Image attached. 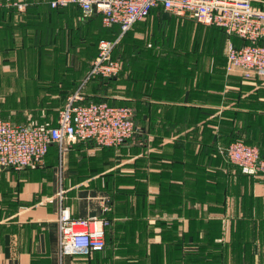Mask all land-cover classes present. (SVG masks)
<instances>
[{"label":"crops","instance_id":"0c3cea01","mask_svg":"<svg viewBox=\"0 0 264 264\" xmlns=\"http://www.w3.org/2000/svg\"><path fill=\"white\" fill-rule=\"evenodd\" d=\"M251 1L264 9V0ZM163 11L153 8L121 41L185 51L123 53L117 76L85 85L63 81L53 44L23 46L34 27L28 17L43 24L55 12L0 5V118L56 124L61 96L78 92L130 105L138 130L116 148L71 142L63 170L54 145L42 165L0 168V264H264V174L243 173L219 152L241 140L264 156V73L227 69L220 29L178 25L195 20ZM52 21L57 28L61 19ZM61 205L74 218L108 219L102 250L60 256Z\"/></svg>","mask_w":264,"mask_h":264},{"label":"built area","instance_id":"2783aa9c","mask_svg":"<svg viewBox=\"0 0 264 264\" xmlns=\"http://www.w3.org/2000/svg\"><path fill=\"white\" fill-rule=\"evenodd\" d=\"M1 4L24 11L27 2L3 0ZM67 4H76L83 19L100 13L103 27L119 26L115 39L99 41L85 81L117 76L121 63L112 53L119 39L157 7L176 17H189L221 28L227 36V69L240 70L245 77L264 73V43L260 42L264 38V9L255 6L251 0H49L52 8ZM231 36L241 39L242 45L235 46ZM81 101L78 92L67 96L55 125L23 124L0 118V168L18 170L42 165L53 145L58 149L61 162L74 141H90L98 148H116L137 132L131 106ZM219 152L243 173L264 174V156L256 146L235 140L220 146ZM64 192L60 189L57 197L62 200ZM57 224L60 256H87L105 247V229L109 224L106 217L74 218L69 208L61 205Z\"/></svg>","mask_w":264,"mask_h":264},{"label":"rangeland","instance_id":"374dc122","mask_svg":"<svg viewBox=\"0 0 264 264\" xmlns=\"http://www.w3.org/2000/svg\"><path fill=\"white\" fill-rule=\"evenodd\" d=\"M27 2V5L24 11L27 9H38L44 8L47 6L48 0H24ZM63 8L72 9L73 13H76L77 16L73 20V23L68 22L61 24V27L55 29L54 33L57 35L49 36L50 41H53L54 49L53 56L60 60V68H61V78L65 79L63 81L68 82L70 78L76 77L75 83H83L84 77H86L88 70L90 69V65L94 59L96 54L98 43L101 39H110L111 32H106V29L102 26L100 22V13H96V19L88 25H83L87 19H83L80 11L72 4H67L62 6ZM61 8V7H60ZM92 17V16H91ZM63 22V21H62ZM184 23L194 24V25H203V26H212L205 25L196 21L183 22L178 21L176 24L184 25ZM205 36L212 34L213 32L204 31ZM48 37V36H47ZM127 39H123L120 43L116 45L113 50L112 56L114 59L121 61L122 56L129 55L131 57H138L139 54L141 56H175L178 57L181 51H185L186 49H180L178 47H172L170 49L159 48V49H141L137 45H133L132 43L126 42ZM177 41V42H176ZM173 44H179V39L175 38ZM208 50H214V44L210 45L209 43L205 46ZM124 53V54H123ZM73 71V75L67 74ZM113 78V77H112ZM112 78H109L110 80ZM97 79V78H95ZM99 80V79H98ZM93 82V79L89 81H84V84L89 85ZM96 81V80H95ZM103 82V81H100ZM98 82V83H100ZM97 83V82H94ZM92 83V84H94ZM91 84V85H92ZM66 97L61 96V101L65 100ZM91 100H100V98L95 99V95H91L90 98L84 99L82 101H91ZM130 106V105H128ZM69 151L64 156L63 164L60 169H65L68 164V154ZM68 155V156H67ZM59 165V163H58Z\"/></svg>","mask_w":264,"mask_h":264},{"label":"trees","instance_id":"16d2710c","mask_svg":"<svg viewBox=\"0 0 264 264\" xmlns=\"http://www.w3.org/2000/svg\"><path fill=\"white\" fill-rule=\"evenodd\" d=\"M72 5H74L80 11L79 7L76 4H72ZM9 8L12 9V10H16L14 8H11V7H9ZM30 8L31 9H27V11H25V12H55L54 13L55 15H54V18H52V13H49L47 20H45V22L43 24L35 23L34 22V19H36V17L29 16L28 17V20H29L28 25H31V26H34V27L32 28V30H29L28 38L26 39L25 43H23V46L24 45H29L30 46V45H36V44H53V41H50V39H52V38H49V36H52L54 34V36L57 37V35L55 34L56 32L54 33V31H55V29H58V28L61 27V24H62L61 22L64 20V21H66L65 23H68V22H70V23L72 22L73 23V21L75 22V20H73V19L75 18V16H77L76 13H73L75 11H73L70 8H63V7H61V8L60 7L52 8V7H50L49 0H48V3H47V6H45L44 8H41V10L32 9V7H30ZM80 13H81V11H80ZM96 17H97V15H94V16L88 18L86 20V22L83 23V25L86 26V25L90 24L91 22H93L96 19ZM52 19H54V20L61 19L60 25L57 26V28L55 27V25L53 26ZM100 22H101V16H100ZM36 25L37 26L42 25V27L41 28H36L35 27ZM213 27H216V28L220 29L224 33L225 37H227L226 34H225V32L221 28H219L217 26H213ZM104 28L106 29V32H111V35H110L111 38L110 39H115L116 36H118V34H119V26L117 24H112L111 26L104 27ZM122 36L119 39V42L121 41ZM239 40L242 42L241 39H239ZM239 46L240 45H237V47H239ZM96 54H97V51H96ZM96 54H95V56H96ZM95 56H94V58H95ZM54 61H57V63L60 64V60L57 59V58H55V57H54ZM97 79H101V77H98ZM65 96H67V95H65ZM62 97H64V96H62ZM66 99H67V97H66ZM66 99H65V101H66ZM94 101L95 102H98V101H103V100H94ZM81 102L87 103L89 101H81ZM111 104H114V103H111ZM117 105H127V104H117ZM37 124L55 125V124H48V123H37ZM136 134H138V130H137V132H135V134L133 135V137ZM233 141H235V140H233ZM96 148H98V147H96ZM101 148H112V147H101ZM101 148H99V149H101ZM49 150H50V148H49ZM49 150L47 151V153H49ZM25 168H27V167H25Z\"/></svg>","mask_w":264,"mask_h":264},{"label":"water","instance_id":"95a60500","mask_svg":"<svg viewBox=\"0 0 264 264\" xmlns=\"http://www.w3.org/2000/svg\"><path fill=\"white\" fill-rule=\"evenodd\" d=\"M163 17L164 18H169V13L167 11H163Z\"/></svg>","mask_w":264,"mask_h":264}]
</instances>
